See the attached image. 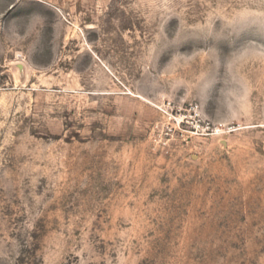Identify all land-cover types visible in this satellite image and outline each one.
I'll return each mask as SVG.
<instances>
[{"label":"rangeland","instance_id":"374dc122","mask_svg":"<svg viewBox=\"0 0 264 264\" xmlns=\"http://www.w3.org/2000/svg\"><path fill=\"white\" fill-rule=\"evenodd\" d=\"M0 264H264V0H0Z\"/></svg>","mask_w":264,"mask_h":264}]
</instances>
